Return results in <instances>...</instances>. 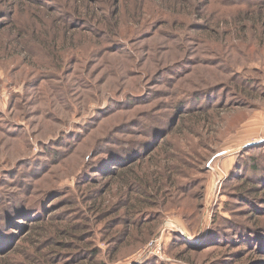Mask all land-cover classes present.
Instances as JSON below:
<instances>
[{
	"label": "rangeland",
	"instance_id": "374dc122",
	"mask_svg": "<svg viewBox=\"0 0 264 264\" xmlns=\"http://www.w3.org/2000/svg\"><path fill=\"white\" fill-rule=\"evenodd\" d=\"M155 131L150 198L111 174ZM0 201L48 264H264V0H0Z\"/></svg>",
	"mask_w": 264,
	"mask_h": 264
},
{
	"label": "trees",
	"instance_id": "16d2710c",
	"mask_svg": "<svg viewBox=\"0 0 264 264\" xmlns=\"http://www.w3.org/2000/svg\"><path fill=\"white\" fill-rule=\"evenodd\" d=\"M110 12V14H109ZM108 14H105V17H107L106 19L110 18L111 16V10H109ZM108 21V20H107ZM110 21L112 23H114L113 20L110 19ZM90 21H86L84 23L88 24ZM93 26V25H92ZM146 25L140 26L141 28L144 27ZM85 27V25H84ZM82 27V28H84ZM94 28V27H91ZM139 29V28H138ZM93 31H95V29H93ZM103 31V30H100ZM136 31V30H135ZM104 33L101 35V37L103 36H109V40H108V47H104L101 51H100V55H103L106 51H104L105 49H112V47L115 48V46H120V45H124L125 44V40L126 37H122L121 33L122 32H118L116 30L112 31V34H110V32L108 31H103ZM47 34L49 36V39H52V35L51 33ZM125 38V39H124ZM139 39V38H135ZM134 39H132L133 41ZM45 43V42H42ZM47 48L50 49L51 44H47L46 45ZM54 46V45H53ZM74 62V61H73ZM215 107L213 106L211 108V110L206 111V112H210L214 109ZM180 111L183 110L185 112H181L180 114H190L192 111L190 109H179ZM203 111L202 109H198ZM180 121H186V118L184 116H180L177 118V124H180ZM154 136L151 137L149 135H147L148 140L146 139L145 143H144V147L140 150L137 149V151H126L128 152L127 154H125L127 156V158L122 159V157H120V159H118L116 162L118 165L117 170L112 173V176H120L123 175L124 173H126V171H130V170H136L138 171L139 168L142 169V165L144 164L145 169H146V174H148V176H139V182L137 185L139 188V192L142 193L143 196L148 197L150 196V198H154V197H158L160 195H162L163 190H166L168 192H170L172 189H177L178 188V184H177V180L175 179L176 177L174 175V173L172 172V169H174V165H165L161 162V158L158 156V154H154V150L159 149L160 147H164L168 144H171L170 140L167 138V133L164 134L163 131L159 132V131H155L154 132ZM132 143H135L137 147H139V143H137L136 141H133ZM120 146L123 145V143L121 142L119 144ZM125 151V150H124ZM152 156V157H151ZM156 157H159V159H157ZM157 160V164L154 167V169H152V165L150 167H148V165L152 162V160ZM141 166V167H140ZM172 167V168H171ZM151 171L150 175L149 172ZM168 174V175H167ZM110 174H107V176H111ZM168 176V177H167ZM127 178L129 177L128 175L126 176ZM112 178V177H111ZM110 178V179H111ZM248 179L246 178L245 180L241 181V185H239L238 191H237V197L240 199L243 198H247L248 204L252 207L255 208V203L257 200V196L254 192L255 189H257L256 187H249L247 186ZM52 194V193H51ZM165 194V193H164ZM163 194V196L165 197V195ZM58 198V197H56ZM145 201V199H143ZM261 201V200H259ZM0 232L4 229L7 228V233L6 235H0V251H4L0 254L3 255H8V257H10V255L12 254V251L18 250L19 253L22 254L23 257H25V259H27L28 262L34 261L35 264H48V260L47 259H43L40 257H37V254L29 252L28 250H25L22 248V244L24 240H29L30 241V237H22V235H11L10 234V229H24L25 228H29V230L33 229V227L35 229H42V230H46L45 227H37L36 225H30L29 223H34L35 221L32 220L31 222H28L26 220L27 216L26 215H19L21 217H18L17 212H18V204L16 205V210L15 212H8L7 209L9 208V205H4L2 203V201H0ZM56 202V201H55ZM54 203V202H53ZM57 203V202H56ZM3 204V205H1ZM20 204V203H19ZM246 205V204H245ZM51 217L48 216L47 218ZM54 219V218H52ZM23 222V223H21ZM39 222V221H37ZM139 223V222H137ZM136 223V224H137ZM262 239V238H261ZM260 239V240H261ZM17 243V245H15ZM42 244V243H41ZM39 248V253L42 254L40 246H36V249ZM44 257V256H42ZM20 264H28V263H22L21 261H19ZM60 264V263H58Z\"/></svg>",
	"mask_w": 264,
	"mask_h": 264
}]
</instances>
